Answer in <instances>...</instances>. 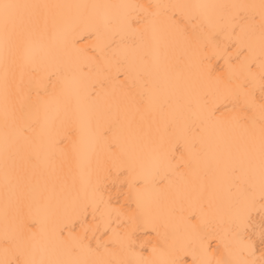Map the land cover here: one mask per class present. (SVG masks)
<instances>
[{
	"label": "snow or ice",
	"instance_id": "snow-or-ice-1",
	"mask_svg": "<svg viewBox=\"0 0 264 264\" xmlns=\"http://www.w3.org/2000/svg\"><path fill=\"white\" fill-rule=\"evenodd\" d=\"M0 115V264H264V0H0Z\"/></svg>",
	"mask_w": 264,
	"mask_h": 264
},
{
	"label": "bare ground",
	"instance_id": "bare-ground-1",
	"mask_svg": "<svg viewBox=\"0 0 264 264\" xmlns=\"http://www.w3.org/2000/svg\"><path fill=\"white\" fill-rule=\"evenodd\" d=\"M26 2H32V3H80V2H89V3H121V2H127V0H26ZM138 3H154L157 2V0H136ZM159 2L162 3H193V2H203V3H218V4H232V3H252V2H258V0H159ZM256 24L259 25V17H256ZM33 94V99H34ZM0 122H2V115H0ZM103 157V153H101ZM116 186H110L113 191H115ZM115 203V201H114ZM90 219V218H89ZM256 221L259 222V217H256ZM115 227V224L113 225ZM257 230L256 227L253 228L252 232L248 233V235L252 236L253 239H255L254 232ZM161 231H164L163 228H161ZM99 234V233H98ZM155 234L153 233V236ZM103 237H101V242L103 243ZM143 238H139L137 240V247H139L140 243H143ZM153 242H156L153 240ZM257 249H259V242H257ZM222 250V249H221Z\"/></svg>",
	"mask_w": 264,
	"mask_h": 264
}]
</instances>
